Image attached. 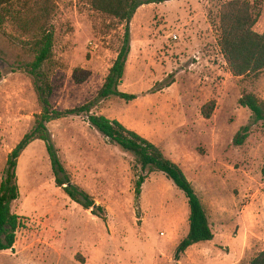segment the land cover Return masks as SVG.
Here are the masks:
<instances>
[{"label": "rangeland", "instance_id": "374dc122", "mask_svg": "<svg viewBox=\"0 0 264 264\" xmlns=\"http://www.w3.org/2000/svg\"><path fill=\"white\" fill-rule=\"evenodd\" d=\"M144 1L154 3L140 7L129 24L131 52L119 85L137 96L131 102L98 98L125 24L80 0H54V60L40 78L30 73L28 38L13 25L0 27V185L10 153L42 111L37 86L46 83L54 109L91 104L90 115L121 122L179 165L216 238L176 261L189 233L186 195L163 173L143 172L136 156L94 129L88 115H72L51 122L49 134L71 182L102 211L84 209L56 185L46 144L36 140L17 167L20 196L12 211L24 227L14 248L0 252V264H249L264 249V239L245 231L241 215L257 196L264 225V124L239 103L245 93L264 101V72L235 77L221 53L220 9L230 0ZM250 1L262 4L255 31L263 33L264 0ZM77 68L91 73L82 85L73 79ZM213 101L206 119L202 108ZM247 125L248 139L236 146V134Z\"/></svg>", "mask_w": 264, "mask_h": 264}, {"label": "trees", "instance_id": "16d2710c", "mask_svg": "<svg viewBox=\"0 0 264 264\" xmlns=\"http://www.w3.org/2000/svg\"><path fill=\"white\" fill-rule=\"evenodd\" d=\"M93 11L125 24L123 45L115 60L103 88L98 94L99 99L111 97L121 98L127 102L137 99L136 95L121 92L119 85L125 76L131 52V35L129 24L137 10L154 1L144 0H80ZM170 0H159V3ZM57 5L54 0H0V27L5 24L15 26L20 33L28 38L25 43L27 51L33 57L28 65L30 73L38 78L42 76L45 65L54 60L55 32L52 25ZM262 4L250 0H230L220 9L219 47L233 76L241 78L258 76L264 72V32L258 33L255 27L262 15ZM91 76L87 70L77 68L73 79L77 85L84 84ZM44 84V83H43ZM42 111L36 116L32 130L10 153L0 185V252L12 250L16 244L17 232L24 227L23 218L12 211V205L19 199L20 192L17 182L18 160L24 151L36 140L43 141L56 176V185L64 189L69 198L86 210L98 216L102 211L96 207L91 196L73 184L63 167L52 143L48 125L68 116L88 115L89 124L111 143L124 151L136 156L137 167L145 172H161L187 197L190 216L189 233L176 249L175 259L180 261L187 250L198 244L212 242L215 239L209 216L198 197L193 184L188 180L179 165L169 159L154 143L137 132L128 129L117 120H110L103 115H90L91 104L67 111L54 109L50 102L51 88L48 84L37 86ZM248 109L255 123L264 124V101L253 93H245L239 101ZM216 103L210 102L202 108V115L211 119ZM251 125L242 127L236 134L234 144L242 146L249 137ZM63 175V177L61 176ZM146 176L138 177L135 193L139 199ZM249 264H264V251L255 256Z\"/></svg>", "mask_w": 264, "mask_h": 264}, {"label": "crops", "instance_id": "0c3cea01", "mask_svg": "<svg viewBox=\"0 0 264 264\" xmlns=\"http://www.w3.org/2000/svg\"><path fill=\"white\" fill-rule=\"evenodd\" d=\"M256 200H257V196H255V198H253L242 209L241 215H242L243 227L245 228L246 232L254 233V235H256L258 237L260 236L262 239H264V225H263V222H262L260 215H259V212H258ZM262 210H264V207H262ZM215 238H216V236H215ZM198 245H200V244H198ZM198 245H194V246L190 247L185 254L189 253L190 249H192L193 247L198 246ZM262 251H264V249Z\"/></svg>", "mask_w": 264, "mask_h": 264}]
</instances>
